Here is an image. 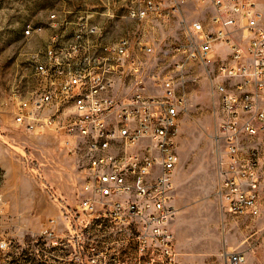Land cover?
Returning <instances> with one entry per match:
<instances>
[{
	"label": "built area",
	"instance_id": "2783aa9c",
	"mask_svg": "<svg viewBox=\"0 0 264 264\" xmlns=\"http://www.w3.org/2000/svg\"><path fill=\"white\" fill-rule=\"evenodd\" d=\"M107 1L128 22L116 37L96 6L50 14L46 57L35 65L41 86L19 98L14 120L65 137L81 177L76 213L122 246L110 252L112 264H183L173 200L179 122L199 78L194 65L217 64L218 73H208L219 93L222 204L233 214L261 211L255 145L264 136V10L257 0ZM174 25L179 38L165 35L160 50L148 29ZM217 42L229 48L227 58L215 54ZM77 250L86 256L97 247L77 240ZM246 260L243 251L227 255L231 264Z\"/></svg>",
	"mask_w": 264,
	"mask_h": 264
},
{
	"label": "rangeland",
	"instance_id": "374dc122",
	"mask_svg": "<svg viewBox=\"0 0 264 264\" xmlns=\"http://www.w3.org/2000/svg\"><path fill=\"white\" fill-rule=\"evenodd\" d=\"M257 2L264 10V0ZM94 6L105 12L98 20L112 36L125 31L128 22L122 10L107 0H0V264H29L25 257L30 254L40 259L38 264L101 260L112 264L110 252L122 249L106 238L102 227L85 226L76 213L81 177L78 159L69 152L65 137L51 127L27 130L14 120L19 98L32 97L41 86L35 65L46 57L52 34L50 14ZM29 24L32 30L26 34ZM147 34L158 38L162 51H166L165 35L180 36L177 25L170 30L148 29ZM229 52L217 42L218 57L227 58ZM209 69L218 73L217 64L192 68L199 78L188 87L177 136L174 220L186 253L193 259L185 264H231L227 255L237 251L246 253L244 264H264V136L255 145L261 211L258 215L233 214L219 194L222 149L216 134L221 113ZM77 240L92 242L97 250L82 256ZM107 249L106 257L101 250Z\"/></svg>",
	"mask_w": 264,
	"mask_h": 264
},
{
	"label": "crops",
	"instance_id": "0c3cea01",
	"mask_svg": "<svg viewBox=\"0 0 264 264\" xmlns=\"http://www.w3.org/2000/svg\"><path fill=\"white\" fill-rule=\"evenodd\" d=\"M174 201V200H173ZM174 205H175V202H174ZM176 216H177V213H176ZM176 216H175V220H176ZM172 221V228L175 232V236H176V244H177V248L180 252V258L182 260V262L185 264V263H192V258L188 256V254L186 253V245L184 244V241L181 239L180 235H179V231H178V234H177V231H176V228H178L177 226V222L176 221Z\"/></svg>",
	"mask_w": 264,
	"mask_h": 264
},
{
	"label": "trees",
	"instance_id": "16d2710c",
	"mask_svg": "<svg viewBox=\"0 0 264 264\" xmlns=\"http://www.w3.org/2000/svg\"><path fill=\"white\" fill-rule=\"evenodd\" d=\"M38 242H39V241H38ZM25 259H26V263H29V264H38V263L41 262L40 259L37 258V256H32V254L27 255V256L25 257Z\"/></svg>",
	"mask_w": 264,
	"mask_h": 264
}]
</instances>
